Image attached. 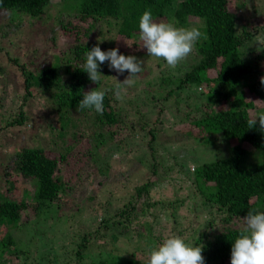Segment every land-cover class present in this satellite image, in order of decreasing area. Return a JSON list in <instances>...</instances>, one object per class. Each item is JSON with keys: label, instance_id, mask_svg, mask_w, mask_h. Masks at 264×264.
I'll list each match as a JSON object with an SVG mask.
<instances>
[{"label": "trees", "instance_id": "obj_1", "mask_svg": "<svg viewBox=\"0 0 264 264\" xmlns=\"http://www.w3.org/2000/svg\"><path fill=\"white\" fill-rule=\"evenodd\" d=\"M231 1L74 0L70 5L75 12L67 22L57 15L51 26L39 27L53 38L48 46L57 47L53 52L57 53L55 60L50 56L43 66L34 68L24 62L19 67L21 60L10 58L19 69L15 74L21 82L16 91L20 102L14 97L4 102L3 107H9L5 125H0V129L24 132V124L35 125L33 119H37L31 116L35 106L41 116L48 117L46 124L51 130L57 126L67 129L75 122L83 130L71 132L75 146L67 148L66 153L50 155L48 145L27 143L3 166L0 226L7 228L0 238V264H8V256L14 257V264H250L249 260H241L252 256L251 245L264 232L239 221L259 219L264 228V50L249 57L245 48L255 38V29L264 34V24L239 29ZM48 5L51 0H0V7H13L32 15L50 13ZM97 22H105L107 27L100 29V34L110 31L118 38L111 39L108 34L105 40L101 35L102 43L82 41L79 35H88ZM197 22L201 27H196ZM164 25L172 35L182 36V40L165 39ZM60 29L63 34L69 29L70 36H74L63 51L58 50ZM191 31L195 35L186 39ZM43 35L38 30L41 44L47 43ZM136 36L141 37V52L135 49L136 42L127 43ZM106 44L111 47L106 49ZM153 47L154 53L150 52ZM112 54L119 57V70L123 72L120 81L114 77ZM143 56L155 62L150 76L143 66ZM5 73V66L0 64V75ZM139 77L142 79L141 83L137 81L138 89L137 85L123 82L130 83ZM167 80L173 84L171 90L166 86ZM192 85L206 87V97L192 107L182 108L185 97L176 92ZM30 100L36 103L31 105ZM168 100L174 104L170 108L181 118L177 129L184 134L202 137L209 145L218 138L224 146L229 139L235 143L227 155L205 161L199 167L190 166L198 179L212 185L201 190L192 218H186L184 225L177 223L173 236L166 237L172 240L167 247L168 241L151 236L154 208L179 202L150 197L161 164L153 149L157 126H148L154 115L157 118L153 122H158L165 108L162 105ZM63 134L67 135L68 130ZM148 134L151 138L145 143ZM5 138H0V146ZM145 147L153 157L151 163L146 162L148 167L143 165ZM249 158L255 161L250 163ZM99 160L108 168H129L110 171L103 182L95 176ZM140 166L141 175L146 178L132 183L133 172ZM72 170L77 181L95 177L99 187L89 184L88 199L93 202L86 203L88 211L78 219L80 230L67 232L69 240L63 234L51 241L39 235L36 223L48 210L56 212L59 221L70 220L73 214L63 212L60 200L71 189L67 173ZM18 181L20 194L10 195ZM107 186L102 198L94 197L96 189ZM114 196L118 198L116 204L111 200ZM140 212L147 218L143 222L152 238L147 245L139 246V254L136 250L128 254L125 246L122 249L112 241L130 236ZM29 222L36 228L29 232V239H24L29 244L24 250L11 230L23 229ZM121 234L124 236L120 237ZM36 236L47 243L45 250L31 242ZM135 257L137 260H132Z\"/></svg>", "mask_w": 264, "mask_h": 264}, {"label": "rangeland", "instance_id": "obj_2", "mask_svg": "<svg viewBox=\"0 0 264 264\" xmlns=\"http://www.w3.org/2000/svg\"><path fill=\"white\" fill-rule=\"evenodd\" d=\"M242 1L244 2L242 3ZM72 2H74V0H51V5H48V11L50 13L44 12L40 15H32L28 12L21 11L13 7H0V64L4 65L6 68V76L0 75V125L5 123V114H7L6 108L9 107H3L4 102H9L13 99V97L16 98V91H19L21 84L15 74L19 71L18 66L17 64L12 63V60L10 58L18 57L19 60H21L19 62V67H21V64L24 62L29 67L34 68L43 66L44 63H46L45 61H47V58H49L50 56L55 60L57 53L53 52L57 51V47L54 46L52 48L51 46H48L53 43V38H50V33L47 34L46 32L44 34L45 30L43 31V29H39V27H46L49 25L51 26V20H55L57 15L58 19L60 15L63 17L64 21L67 22L69 20V17L73 16V13L75 12L74 7L70 5L72 4ZM241 4L243 6H241ZM231 9L235 10L239 29H242L245 26L250 27L251 25L264 24V22L262 21V18L264 17V0H232ZM69 13H72V15L68 16ZM46 14L49 16L48 18L46 17ZM33 21H35L34 24ZM104 23L105 22L95 23L88 35L80 34L79 36L82 37L81 40L102 43L101 35H104V40L105 38H108L109 35L111 39H113L114 37L118 38L117 34L115 35L113 32L110 33V31H108L109 35L100 34V32H103L100 31V29H107V27L103 25ZM83 26L86 25L83 24ZM196 27H201V23L197 22ZM84 28L82 30H85ZM38 30L39 32H41V35L44 34L43 36L46 38L47 43H40L37 38ZM61 30L62 29H60L58 50L63 51L70 46L73 41L72 38H74V36H70L72 34H69V32L72 31L69 29L67 30V33L64 34ZM255 31L259 34L256 33L255 38L249 44H247L245 48V51L249 57L258 54L261 50H264V34L260 32V29H255ZM162 32L165 39L178 37L176 35H172L174 33H171L169 27L165 25L163 26ZM194 32H196V30H194ZM194 32L191 31L192 35L185 36L186 39H189L190 37L195 35ZM178 38L182 40L183 37L180 36ZM118 40H120V37ZM140 41L141 37L136 36L129 39L127 43L132 44L133 42H136L135 44H137V46H135V49L138 48L140 49L139 52H141L143 49L142 47H140ZM108 47L111 46L109 44H106V49ZM48 52L49 54H47ZM150 52H155L154 47L151 48ZM142 58H146V56H143ZM112 60L113 62L111 63V66L116 72V76L114 77L116 80L120 81L123 72L119 70V57L112 54ZM143 63V66L146 67V73H148V75L150 76L152 71H154V68L156 67H153L155 63L154 60L146 58L143 60ZM149 70H151V72H149ZM128 75L129 72L127 71L126 76ZM141 79L142 77H139L136 79V81L130 83L123 81L124 79H122V81L126 85L127 83L128 85H137L138 82L141 83ZM172 85L173 84L168 82V80L166 81L168 90H171ZM139 86L137 85V87H135L138 89ZM186 89L182 90L185 91L183 94L180 90L176 92L179 97L182 96L183 98V95L185 97V102H183L184 104H180L182 108H186V105L192 107L196 103L202 102V97H206V93H204L206 92V87L198 88L196 85H192ZM194 92L197 94H194ZM17 98L16 100L20 102V100ZM19 102L15 103L19 104ZM35 103L36 101L31 102V105H34ZM173 105L174 104L171 100H168L166 104L162 105L165 108L163 110V113L158 118V122H153L155 118H157V116L154 115L153 117H151L152 119L149 123L150 126H148L152 127L153 124H156L157 126L155 139L153 142V149L155 150V158H158L161 164L160 170L156 175V180L151 185L150 197L152 198V200H163L166 202H173L177 200L179 202L175 203V205H169L164 208L158 206L154 208L155 213L153 214L151 220L153 224L154 234L150 235L153 238H156L158 236L165 242L168 241L165 244L167 247L170 245L172 240L166 239V237L171 235L173 236L172 229L177 226V223L180 225H184L186 223V218H192V215L195 212L194 203L195 201L200 200L202 195L201 190H204L206 187H211L212 185V183L205 184L201 179H198L195 173L190 171V166L194 165L196 167H199L205 161H213L219 157L227 155L229 153L230 146L235 143L234 139H229L228 144L224 146L223 142H220V138H218L217 140H215V142L209 145L207 144L206 139H203L202 137L194 138L192 136L184 134L182 131L177 129V127L180 128L179 121L181 118L176 110L171 109ZM14 107L16 108L17 106L14 105ZM37 109L38 108H35V106H33L31 113V116L37 119H33L35 125L29 126L28 124H24V132H17L12 128L0 129V138L6 137L2 141V145L0 146V172L3 166H5L13 158L14 153L19 149V147L24 144L41 143L42 145H48V147H46L50 155L58 154L60 152L66 153L69 151H66L67 148H72V146H75V140L72 137L71 132L78 133L79 128L82 129L81 126L79 127L77 122H75L73 126L67 129H61L59 126H57V128L51 130V126H48L46 124V122L48 121V117H43L44 115L41 116V114L37 112ZM66 130H68L67 135L63 134ZM150 138L151 136L149 134L146 135L144 138L145 143H147ZM146 147L149 148V146ZM146 147L145 152L147 150ZM136 157H139V155H137ZM143 158H146V161H144L143 164L145 165V167H148V164H146V162L151 163L153 161L152 155L148 154L147 152L144 153ZM254 159L255 158H249L248 162H254ZM133 160H141V158H133ZM99 161L100 162H98V167H96L95 170V176L98 179L100 178V180H102L103 182L106 181V178L108 177L110 171L113 172L118 168H129L128 165H125L124 167H116L110 165V167L108 168L106 165H104L105 162L103 160ZM83 171L86 172L85 169ZM141 171L142 167L140 166L139 169L137 168V170L133 172V176L131 179L132 183H134L136 180H144L146 178V175H141ZM67 176L69 179V183H71V189L66 192L60 202L63 205V212L73 214L70 216V220L65 223L61 220L59 221L57 219L56 212H50V210H48L47 213L43 214L41 219H39V221H37L36 223L39 225V235L41 234L43 237H48L50 240L57 235H66L67 232L71 233L75 230H80L78 228V219L81 220L80 218H83L82 215H85V213L88 211L85 208L86 203L93 202L91 201V199H88L89 189H91L89 184L92 185L93 188L99 187V180H97L95 177L88 179L86 182H84L83 180L77 181L75 170L68 172ZM109 177L111 178L112 176ZM107 184H109V180L107 181ZM16 185L17 187L10 192V195L12 194L13 196H17L20 194L21 181H18ZM107 188L108 186L106 188L96 189L95 193L97 194H95L94 197H97L98 199L102 198L103 195L107 193ZM104 190L106 193L104 192ZM111 200L116 204L118 198L117 196H114L113 198H111ZM119 202L120 201H118V203ZM146 219L147 218L145 214L143 212H140L137 220L131 226L133 228V232H131L130 234L131 237L128 236L127 238H123L122 240H114L112 241V244L117 246L119 245V247H122V249L125 246L128 254H130V252L133 253L134 250H136L137 253L138 251H141L139 246H141V244L147 245L146 243L150 241V238H152L148 236V226L143 222ZM239 223L251 225L254 228H261L264 232L263 225L261 224V221L259 219L248 218L246 222L240 220ZM23 227V229L11 230V232L13 233L15 239L18 240V245L21 247V249L25 250L29 245L25 240L29 239L28 237H31V234H29V232L34 230L36 227L30 222ZM182 227L183 226H178L179 229H181ZM6 228L7 227L5 225L0 226V238L5 232ZM136 230L140 231L136 232ZM23 235L25 236L23 237ZM123 236V234L120 235V237ZM263 236L251 245L252 256H249L248 258L245 257V259L241 260V262L249 260L250 264H264ZM65 237L67 238L69 236L66 235ZM109 237L112 238L113 235L110 234ZM67 239L66 241L69 240ZM31 242H34L35 246L38 249L43 247V249L45 250L46 248V245H44L47 244L45 240H38L37 236L36 238L33 237ZM56 248L59 249L57 246ZM52 249L53 248L51 247V252H53ZM8 257L10 260L8 264H14V262H12V258L14 259V257ZM132 260H137V258L135 257V259Z\"/></svg>", "mask_w": 264, "mask_h": 264}]
</instances>
